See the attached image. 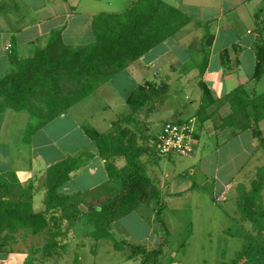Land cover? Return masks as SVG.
Segmentation results:
<instances>
[{"label":"crops","instance_id":"crops-1","mask_svg":"<svg viewBox=\"0 0 264 264\" xmlns=\"http://www.w3.org/2000/svg\"><path fill=\"white\" fill-rule=\"evenodd\" d=\"M140 1L0 0V77L13 71V57L33 58L37 48L46 47L53 31H59L63 43L70 48L92 45L96 42L93 23L98 16L124 14ZM160 1L180 10L191 22L80 100L65 116L35 130L26 139L27 113H0V117L12 119L0 120V126L13 123L15 128L7 136L0 132V176L7 184L15 185L12 176L17 175L21 184L20 189L0 188V201L22 197L35 213H43L48 206L49 170L80 156L85 158L81 167L58 192L91 200L103 192H112L119 182L113 178L120 171L119 161L112 169L106 157L100 155L95 138L115 132L114 123L131 112L129 99L133 93L166 82L168 100L157 103L153 110L147 107L140 112L144 115L143 131L156 140L172 118L178 117L179 122L191 120L197 144L194 153L185 157L171 156L159 161L143 157V161H150L145 176L151 196L138 209L152 208L153 223L158 213L169 221L185 206L199 208L202 199L213 205L222 201L235 203L236 186L245 181L249 165L263 155L254 129L258 128L264 136V118L255 122L250 103L264 95V75L260 79L255 76L258 53L264 49V0ZM138 209L110 220L107 231L126 239L124 250L133 239L134 246L148 251L160 249L165 233L155 231ZM130 218L135 219L140 234L135 235ZM74 222L71 239H79L84 228L94 229L89 239L96 237L99 226L93 218L85 216ZM160 222L158 228L163 226ZM193 233L192 230L190 237ZM19 234L20 230L10 229L0 234V264H14L17 256L28 257L12 250ZM44 234L42 231L37 237ZM69 247L59 248L54 254L44 249L40 254L46 257L45 264H62ZM165 254L164 251L163 264H173L174 260L170 262ZM131 255L126 257L142 261L141 256ZM47 256L54 262L48 263ZM95 257L99 262V255Z\"/></svg>","mask_w":264,"mask_h":264},{"label":"trees","instance_id":"trees-1","mask_svg":"<svg viewBox=\"0 0 264 264\" xmlns=\"http://www.w3.org/2000/svg\"><path fill=\"white\" fill-rule=\"evenodd\" d=\"M190 22L180 10L160 0H141L124 14L98 16L93 23L96 42L90 46L81 49L70 48L63 43L61 33L53 31L46 47L37 48L33 58L13 57V71L3 78L0 77V113L7 110H26L33 118L42 119V123L31 131L32 135L35 130L52 120L65 116L80 100L111 81ZM258 58L255 76L260 79L264 75V49L258 53ZM62 73L70 77L65 85V92L61 90ZM34 97L43 101L46 109L35 105ZM168 98L166 82L157 87L140 88L129 99L131 112L120 122L114 123L115 132L95 138L100 155L106 157L112 169L114 163L121 159L129 165L122 178L118 177L122 174L121 169L117 176L113 177L126 189L121 197L122 211L118 218L132 213L138 209L140 203L151 196L150 182L145 175L149 160H153V153L149 155L146 148L133 151L136 135L130 128L135 125V117L132 118L131 115L140 114L147 107L153 110L157 103L164 104ZM250 104L254 110V120L258 124L264 118V95ZM189 121L191 120L183 122ZM254 135L260 140L264 152L263 134L255 128ZM155 144L157 157H162L158 152V138ZM145 156L149 160L143 161ZM73 160L75 161L68 160L49 170L48 206L43 213H35L32 206L22 199L0 201V234L7 229L20 228L32 229L35 234L46 231L50 238L45 248L48 254L57 253L58 248H66L59 241L62 236L61 225L78 215H72L77 212L63 211L68 208L71 198L59 193L58 189L71 178L72 170L79 166L81 158ZM16 176H12L15 185L7 184L4 177L0 176V188L19 187ZM263 188L264 166L258 171L251 190L244 184L238 185L240 196L237 203L241 219L250 223L256 235L251 236L248 245L231 264H264V207L260 203ZM96 222L100 225L96 236L101 237L103 234L100 232L107 231V225L102 227L100 220ZM109 222L110 220L107 224ZM105 236L109 237L108 234ZM164 246L163 244L160 249L151 251L134 245H129V248L133 249L131 257H142V264H163L161 259Z\"/></svg>","mask_w":264,"mask_h":264},{"label":"rangeland","instance_id":"rangeland-1","mask_svg":"<svg viewBox=\"0 0 264 264\" xmlns=\"http://www.w3.org/2000/svg\"><path fill=\"white\" fill-rule=\"evenodd\" d=\"M62 74L61 90L65 92V85L68 83V78L70 77H66L65 73ZM72 81L76 83L74 79ZM34 100L35 105L40 106L43 110L46 109L43 101L37 97H34ZM22 112L27 113L29 117L25 136L27 139L30 137L31 131L37 128L43 120L33 118L26 110H22ZM141 115L142 114L139 113L131 115L132 118L135 117V125L130 126V128L136 135L132 149L136 151L146 148L148 149L147 153L149 155L153 153L152 159L154 161L162 160L165 157H157L155 139L147 136L145 131H143L144 127L141 124H144L142 120L144 115ZM177 118L178 117H174L170 121L179 122ZM0 120L12 122L10 117H0ZM13 126V123L0 126L2 127L0 128V132L3 136H7L10 130L15 129ZM158 128L159 127H157V129ZM155 133L156 132H153V135ZM154 136H156V134ZM171 156L180 157L177 154H172L168 157ZM260 156L259 161L255 159L254 162H257L255 164L254 162L251 163L249 165L250 169L247 168L245 181H243L242 184H244L248 190L253 188V182L257 177L258 171L264 166V152L263 155ZM80 158L79 166L72 170V173H75L81 167L80 164L84 162L85 158L83 160L82 156L74 159L79 160ZM121 160L117 166L122 172V174L118 176L119 178H122L129 168L128 163L124 159ZM69 161L73 162L75 160L69 159ZM17 184L19 185L17 188L20 189L21 184L18 177ZM116 186L112 192H103L93 200L87 199L86 197L84 198L79 194L67 195L70 196L71 201L68 203V208H65L63 211H68L70 213L77 212L72 215L77 214L78 216H75L76 218L72 216L73 220L68 219L67 222L61 225L62 236L59 241L65 246L70 245L67 251L68 253L64 256V259H62L64 260L62 264H65V262H67V264H142V261L139 259H128L126 257L128 254L132 253L133 249L128 248L124 250L123 246L126 239L123 240L119 238L121 236L118 235V237L113 232L112 234L114 236L109 231L103 232L102 230L100 233H102L103 236L100 235L101 237L96 236L95 238L89 239V234L93 232L94 229L84 228L83 233H80L79 239H71L75 234L73 229L75 225L74 221L78 218L82 219L86 216L89 219L93 218V221L100 220L101 222H99V224L105 227L108 220H116L119 217L118 214L122 211L121 197L126 189H124V186H122L120 182H118ZM239 196L237 185L235 199H238ZM260 198V203H262L264 207V188ZM20 199H22V197ZM237 199L235 203L222 201L220 204L215 203L214 205L210 203L209 200L202 199L199 208L196 206H185L179 211H176V213L169 218V221L168 219L163 220L162 214L160 213L157 215L158 217L156 216L157 221L152 223V208L150 209L144 206L138 209V214L147 220L149 225L159 234H162V232L163 234L165 233L164 240L162 241V245H165L164 251L166 252L164 257L170 262L174 260L173 264H231L238 254L248 245L251 236L256 235L250 223L241 219ZM155 220L154 218V221ZM128 221H130V226L133 230L137 231L135 235L140 234V227H136L135 219L130 218ZM158 221H161L160 225H163L168 232L164 230L163 226L162 228H158ZM97 226L100 227V225ZM27 229L28 228L17 229V231L20 230V234L17 236L16 245L12 246V250L15 253L23 252L28 254V257L17 256L14 264H22L23 262L24 264H45V262H47L45 259L46 257L44 258L40 253L47 247L50 241L49 235L45 231V234L38 238L37 236H39L40 233L35 234L32 229H28L30 230V232H28L26 231ZM192 230L194 233L192 237H190ZM129 233V235L133 234L131 232ZM106 234H108L109 237L105 236ZM82 235L84 236L82 237ZM31 236H35L36 239ZM24 237L27 240L24 239ZM130 241H132V245L136 243L134 239ZM95 254H97V256L99 255V262L97 263ZM65 257H67V261H65ZM49 258L50 256H47L48 263H53L54 260L50 261ZM75 259H77V261H74Z\"/></svg>","mask_w":264,"mask_h":264},{"label":"built area","instance_id":"built-area-1","mask_svg":"<svg viewBox=\"0 0 264 264\" xmlns=\"http://www.w3.org/2000/svg\"><path fill=\"white\" fill-rule=\"evenodd\" d=\"M11 45L7 49L10 50ZM197 144L195 128L192 121L167 122L164 124L161 135L158 137V152L162 157L172 154L189 156L195 151Z\"/></svg>","mask_w":264,"mask_h":264}]
</instances>
